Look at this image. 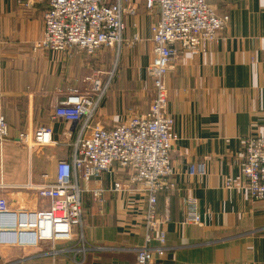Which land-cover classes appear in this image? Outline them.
<instances>
[{"label": "crops", "instance_id": "0c3cea01", "mask_svg": "<svg viewBox=\"0 0 264 264\" xmlns=\"http://www.w3.org/2000/svg\"><path fill=\"white\" fill-rule=\"evenodd\" d=\"M208 2L228 16L226 27L202 54L179 50L166 76V110L177 135L169 154L174 188L157 195L165 242L154 258L158 264H264V200L249 198L242 172L243 141L264 134V0ZM47 4L0 0V106L9 127V138L0 142V195L11 208H48V199L29 185L53 181L57 162L71 160L79 133V124L53 120L54 108L71 89L89 90L88 77L109 73L99 51L87 56L35 48ZM131 18L124 17L118 81L134 83L150 60L154 20L140 32L128 27ZM99 107L91 125L109 123ZM41 127L50 129L51 143L33 142ZM20 133L27 134L25 143ZM200 160L206 173L189 175L190 164ZM119 177L118 171L103 172L81 182L84 237L95 247L88 264H134V248L143 242L144 197L110 190ZM96 187L104 189L101 202L93 198ZM187 196L197 200L199 224L183 223ZM6 250L0 247V264Z\"/></svg>", "mask_w": 264, "mask_h": 264}, {"label": "built area", "instance_id": "2783aa9c", "mask_svg": "<svg viewBox=\"0 0 264 264\" xmlns=\"http://www.w3.org/2000/svg\"><path fill=\"white\" fill-rule=\"evenodd\" d=\"M146 9L157 16L150 26V60L146 69L152 81L153 97L148 108L112 126L91 125L96 110L111 82V73L87 78L90 88H73L55 108L52 119L79 124V133L71 144L70 161L59 160L52 182L29 185L37 195L48 199L46 209L9 207L0 195V247H36L42 243L72 242L69 249L79 253L85 248L81 182L98 178L103 172L118 171L110 190L134 196L141 194L140 213L143 242L134 248V264H158L155 252L163 249L165 232L157 206L160 192L173 190L170 149L177 135L168 115L166 76L172 58L179 50L199 55L210 42L217 40L228 22L208 0H144ZM136 14L132 0H48L43 13V31L35 43L37 49L82 51L88 56L123 41L124 17ZM9 138V127L0 106V142ZM18 140L25 143L27 134ZM33 142L51 143L50 129L34 131ZM242 172L249 198L264 200V134L248 136L243 141ZM203 160L190 164L189 175L203 176ZM231 185L230 178L226 186ZM104 189L92 190L93 198L102 201ZM132 202V201H130ZM183 223H200L196 198H184ZM156 242L157 247L152 244ZM58 253V251L53 252Z\"/></svg>", "mask_w": 264, "mask_h": 264}, {"label": "rangeland", "instance_id": "374dc122", "mask_svg": "<svg viewBox=\"0 0 264 264\" xmlns=\"http://www.w3.org/2000/svg\"><path fill=\"white\" fill-rule=\"evenodd\" d=\"M135 1L138 2V6L136 5V14L134 15L135 17L133 18L132 16L133 19L131 18L130 20L132 23L134 22L135 25L130 23L128 27L132 28L133 30L139 29L141 32V30H144L145 27L148 28L150 23L153 22L155 18V12L145 9L143 6V0ZM123 42L124 41L120 42L118 45H114L112 48L100 49L101 51L98 50L99 53L97 54V56H101L100 58L105 62V65L102 69H107L106 72L111 73V82L100 102L99 107L100 110L101 108H104L105 112L107 113L105 117L100 116L102 120L109 122L108 124H102L100 122L105 127L111 126L117 122L124 121L131 116L137 115L138 113L144 112L153 97L152 81L149 78L147 72L136 74L134 83L127 82L126 80L124 82L118 81V74L122 66L121 45ZM100 52L104 53L101 55ZM105 76L106 73L104 77ZM84 227L85 226L83 222V230ZM72 242H74V245L69 246ZM72 242H56L54 244L42 243L36 247H25L18 249L4 247V249L7 250L1 253V263L88 264L91 261V252H94L91 250H94L95 247L92 248L85 241L83 244L85 249L79 253H75L67 250L68 247L69 249L76 247L75 245L77 240L74 239ZM54 251H58V253L54 254Z\"/></svg>", "mask_w": 264, "mask_h": 264}]
</instances>
